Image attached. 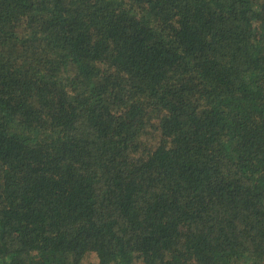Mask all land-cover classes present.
<instances>
[{
  "label": "trees",
  "instance_id": "1",
  "mask_svg": "<svg viewBox=\"0 0 264 264\" xmlns=\"http://www.w3.org/2000/svg\"><path fill=\"white\" fill-rule=\"evenodd\" d=\"M0 264H264V0H0Z\"/></svg>",
  "mask_w": 264,
  "mask_h": 264
},
{
  "label": "rangeland",
  "instance_id": "2",
  "mask_svg": "<svg viewBox=\"0 0 264 264\" xmlns=\"http://www.w3.org/2000/svg\"><path fill=\"white\" fill-rule=\"evenodd\" d=\"M94 260V258H92V261Z\"/></svg>",
  "mask_w": 264,
  "mask_h": 264
}]
</instances>
